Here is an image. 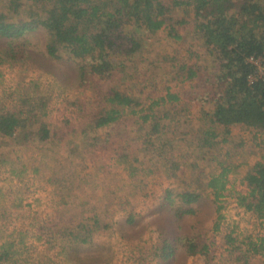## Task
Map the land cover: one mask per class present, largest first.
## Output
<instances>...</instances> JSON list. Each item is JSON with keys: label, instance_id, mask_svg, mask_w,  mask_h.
<instances>
[{"label": "rangeland", "instance_id": "rangeland-1", "mask_svg": "<svg viewBox=\"0 0 264 264\" xmlns=\"http://www.w3.org/2000/svg\"><path fill=\"white\" fill-rule=\"evenodd\" d=\"M7 7V0H0V12L7 11ZM12 15L9 14L14 20ZM170 15L174 21H185L178 28L182 40L169 38L165 30L149 36L151 54L143 58L154 61L151 65L140 63L134 73L126 69L124 74L116 73L90 84L89 88L78 87V68L66 58V53L59 60L45 55L48 39L42 30L21 38V44L25 43L23 58L16 62L2 54L7 45L0 40V61L4 60L0 64V105L12 107L21 100L19 91L24 87L29 89L33 82L38 85L34 93L49 100L43 122L50 126L47 141L32 140L28 147L0 139V245L7 241H16L18 245L25 238L32 264H238L237 253L224 251L223 237L231 230L236 231V246L245 250L240 241L247 237L255 241L264 234V224L239 208L232 197L242 190L239 183L243 176L256 163L264 162L263 135L232 127L227 143L213 155L216 161L198 162V168L194 169L183 167L177 179H170L171 171L165 172L166 167L157 162L159 158L153 156L149 162L138 151L140 142L134 121H125V126L121 119L87 135L73 130L76 118L70 115L69 104L89 103L84 107L90 109L92 102L101 101L112 89L133 93L136 84L144 83L149 76L158 79L156 83L162 84L161 88L168 86L171 91L179 92L184 103L189 102L190 87L200 80L181 84L174 65H195L200 77H204L211 75L216 62L193 34L192 11L177 8ZM159 54L172 56L175 61L163 63ZM199 109L200 103H192L189 112L179 114L177 136L197 130ZM63 117L72 122V127L64 125ZM180 142H175L171 154L188 152L184 156L191 163L192 159H202L203 153L187 149ZM121 154L133 166L118 161ZM220 163L223 168L229 165L236 168L227 184L226 195L231 196L216 199L214 191L206 188V176L219 174ZM132 167L138 169L137 177L130 176ZM151 167L156 175L146 174V169ZM188 188L202 193L194 207L197 213L178 220L174 210L163 202L165 192L172 191L177 202L175 194ZM4 208L9 211L3 215ZM7 215L10 219L4 224L1 218ZM216 224L218 228L214 227ZM196 236L208 244L207 254L198 251L202 244L198 238L194 255H189L185 243L176 245L178 239ZM76 238L86 241L77 243L73 241ZM163 242L175 251L166 261L160 259L159 253ZM24 258L26 255L22 254L14 260ZM263 263L264 258L257 257L250 258L248 264Z\"/></svg>", "mask_w": 264, "mask_h": 264}, {"label": "trees", "instance_id": "trees-1", "mask_svg": "<svg viewBox=\"0 0 264 264\" xmlns=\"http://www.w3.org/2000/svg\"><path fill=\"white\" fill-rule=\"evenodd\" d=\"M7 4L8 10L0 12V40L7 45L2 54L9 60L19 61L24 53L22 39L42 30L48 39L45 55L59 60L60 55L66 53V58L78 68V87L85 85L88 88L90 84L106 80L116 73L124 74L126 69L134 73L140 63L151 65L154 61L148 59L151 54L148 37L165 30L169 38L182 40L178 28L185 25V21H174L170 14L177 8L192 11L193 34L203 42L206 54L216 65L211 75L204 77H200V70L195 65H174L175 70L177 67L176 78L181 84L200 80L190 87L189 102L184 103L180 93L171 91L170 87L161 88L162 84L156 83L158 79L154 80L148 74L150 78L144 83H135L133 93L112 89L101 101L96 99L92 102L90 109L84 107L89 103L81 105L76 101L69 104L70 115L76 118L74 131L80 130L87 135L121 119L125 126V121H134L132 124L137 127L140 142L138 151L145 154L149 162L153 156L159 158L157 162L166 167L165 172L171 171L170 179H177L183 167L194 169L198 168V162L216 161L213 155L227 143L232 127L264 136V82L257 78L249 81L254 67L247 61L251 56H264V0H7ZM20 13L25 15V19ZM9 14L15 16L14 20ZM144 56L148 57L147 60ZM159 57L163 63L175 61L167 54H159ZM30 86L19 91L21 100L12 107L0 105V139L12 140L25 147L30 146L32 140L45 142L50 137L49 123L43 122L49 100L40 93H34L38 85L31 82ZM197 102L200 103L197 130L177 136L176 127L181 120L179 114L189 112L192 103ZM64 117V125L72 127V122ZM178 141L187 149L194 148L203 153L202 159H192L191 163L184 156L188 152L171 154ZM119 159L127 166L133 163L123 154ZM231 167H222L219 174L206 176V188L214 191L216 199L231 196L226 195L229 175L236 168ZM135 170V167L129 170L131 177H137L138 169ZM145 172L156 175L152 167ZM240 184L242 190L235 192L236 196L232 195L237 206L264 224V162L256 163ZM187 190L175 194L177 202L172 191L165 192L163 202L174 210L178 220L197 213L194 207L202 193L190 188ZM8 211L4 208L3 215ZM8 219L9 215L1 218L4 224ZM236 233L231 230L223 237L224 251L238 254L236 263L248 264L250 258H264V234L255 241L250 237L240 241L239 244L245 247L242 250L236 246ZM196 238L201 240L198 236L178 239L176 245L185 243L189 255H194L198 247ZM81 240L76 238L73 241H86ZM15 242L7 241L0 245V264H32L25 238L20 239L18 245ZM201 243L198 251L207 254L208 244L202 240ZM174 252L170 244L163 242L159 250L160 259H171ZM22 254L26 258L14 260Z\"/></svg>", "mask_w": 264, "mask_h": 264}, {"label": "built area", "instance_id": "built-area-1", "mask_svg": "<svg viewBox=\"0 0 264 264\" xmlns=\"http://www.w3.org/2000/svg\"><path fill=\"white\" fill-rule=\"evenodd\" d=\"M247 61L254 67V74L249 77V81L252 82L257 78L264 82V56H251Z\"/></svg>", "mask_w": 264, "mask_h": 264}]
</instances>
